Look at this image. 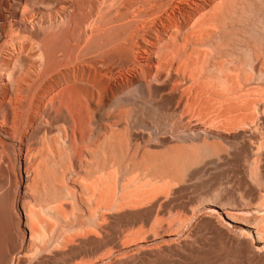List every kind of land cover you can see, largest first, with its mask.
I'll return each mask as SVG.
<instances>
[{
    "label": "bare ground",
    "instance_id": "obj_1",
    "mask_svg": "<svg viewBox=\"0 0 264 264\" xmlns=\"http://www.w3.org/2000/svg\"><path fill=\"white\" fill-rule=\"evenodd\" d=\"M4 14L0 172L23 214L18 245L0 223V264L174 261L205 229L222 259L264 264V0H0ZM225 107L250 130L206 129ZM204 154L239 164L250 204L172 196Z\"/></svg>",
    "mask_w": 264,
    "mask_h": 264
},
{
    "label": "rangeland",
    "instance_id": "obj_2",
    "mask_svg": "<svg viewBox=\"0 0 264 264\" xmlns=\"http://www.w3.org/2000/svg\"><path fill=\"white\" fill-rule=\"evenodd\" d=\"M7 17L8 16H5V14H4L0 18V23L4 24L3 25L4 29L9 28ZM239 106H240V104L238 103L237 107H239ZM233 114H234L233 109H231L230 107H225V109L223 110V116H221L219 118V121H217L215 124H211V125L204 126V127L206 129H211L213 131L226 134L227 137H230V138L232 136H234V134H236V130H237V133L242 131V130H250V128H247L248 126H243L238 122L237 123L233 122V120L231 119ZM217 141L218 142L221 141L226 146V148L229 149L230 152H235L236 148L238 147L237 144L233 145V146L229 145L227 143L225 144L221 139H219V140L217 139ZM188 144H191V143H188ZM208 158L209 157L207 156V154H204L200 158V163L192 164L193 167L190 168V170L186 172V175L184 177V182L181 184H178V187H180V189L182 187H184L185 189L180 191V192H174L172 194V196H176L179 198V201L184 202V201L189 200L191 197L198 195V196H200V202L202 201V203H203L208 195L213 194V192L214 193L220 192L222 194V196L224 197L223 201L225 204L224 207L226 209L227 208L229 209V207H232L234 205L245 206L247 204H250L248 199L244 198L245 187L241 182L242 174L239 171V164L236 162H233V164H231L229 166L228 165L217 166V165H213V164L211 165V163L208 162ZM233 178H235V179H233ZM3 186L5 188H3ZM2 188H3V190H2ZM4 189H5V191H4ZM1 191L2 192L4 191V192H3V194L1 193L2 195L0 194V197H3L2 198L3 200L0 198L2 201V202L0 201L1 202L0 206H3L5 208V209L4 208L2 209V207H0L1 227L3 228V232H4V230H5V232H8L7 235L11 236L10 238L15 242L16 245H18L21 243L22 237H21V233H19V231L17 230V228H19L17 215L19 216L21 213L23 214V211H22L21 206L19 204L16 205L14 193L11 191L8 192L7 177L2 176V174L0 172V192ZM169 197H171V196H169ZM258 202H259V199L254 201L253 204H256ZM139 208H145V207H139ZM210 208L218 209V211L220 210V212H222V210L217 208V207H210ZM181 210H182V208L178 207L175 210V212H180ZM17 211L19 212V214ZM245 215L246 216H244L242 214H239V215L236 214V217L238 220V222H236L237 224L235 222H230L231 223L230 228L232 230L235 228L233 231H237V229H239V227L243 226L242 222L246 221L245 219L247 217H249L247 214H245ZM158 217L160 219H163L162 215H158ZM190 221H191V224H190ZM190 221L184 226V231H186L188 228H189L188 230H190L192 228V226L195 224V221L193 219H191ZM187 225H190V227ZM6 227H7V229H6ZM138 227L139 226H136L134 228H138ZM120 229L124 230L127 228L126 227H120ZM173 234H175V233H173ZM180 234L181 233L175 234L173 237L170 238V240H176V238L180 239L179 237H181V235H182V234L181 235ZM215 237H216V235L209 229L199 231L198 233H195L194 235L190 236V238H189L190 246L183 249V254H180V255L173 257L174 261L171 260V261L166 262L163 260H159V261H156L154 263L144 261L141 264H196V263H198V261H200L199 258H202V257L205 258L206 261L205 260L202 261L201 264H249L248 259H246V257H244L242 255H228L226 257L227 259H222L224 256L223 250H222V245L219 242L218 238H215ZM199 248L201 251H197V250H199ZM219 250L222 252H220ZM6 257H7V255H5L3 259H5ZM189 257H191V258H189ZM231 261H233V262H231Z\"/></svg>",
    "mask_w": 264,
    "mask_h": 264
}]
</instances>
